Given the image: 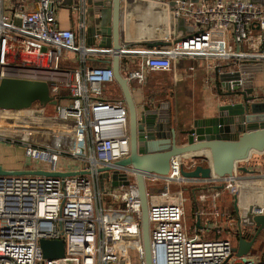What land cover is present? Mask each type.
<instances>
[{"label": "built area", "instance_id": "2783aa9c", "mask_svg": "<svg viewBox=\"0 0 264 264\" xmlns=\"http://www.w3.org/2000/svg\"><path fill=\"white\" fill-rule=\"evenodd\" d=\"M61 1L0 0V81H47L57 101L38 110L0 108V141L23 147L25 171L91 173L0 175V264H147L135 173H128V185L105 191L100 185L99 169L114 166L130 153L123 93L106 95L110 83L121 89L114 76V56H119L129 85L144 83L151 72H174L184 60L206 61L215 77L217 71H235L243 63L262 64L264 70V4L122 0L116 50L88 43L87 0H78L73 25L61 27ZM206 82H212L209 74ZM3 136L20 140L8 142ZM185 163L183 156L173 157L169 173L158 177L164 187L148 193L153 264H264V252L253 248L245 256L236 255L234 222L227 225L231 238L188 232L185 187L195 181L182 177ZM241 172L196 180L206 190L200 199L210 198L203 214L219 216L221 188L237 196L245 179L259 180L257 190L264 192V174L244 177ZM251 211L264 214V204H255ZM242 232L250 237L255 230L244 227ZM41 239H63L65 256L45 258Z\"/></svg>", "mask_w": 264, "mask_h": 264}, {"label": "water", "instance_id": "95a60500", "mask_svg": "<svg viewBox=\"0 0 264 264\" xmlns=\"http://www.w3.org/2000/svg\"><path fill=\"white\" fill-rule=\"evenodd\" d=\"M197 1V0H195ZM263 3L264 0H251ZM99 22L87 26L88 43L120 48V16L122 0H93ZM104 8L111 11L106 23L101 13ZM151 46L167 45L166 42L151 43ZM262 64L243 63L237 70L217 71L219 85L225 86L222 104L216 113L197 117L188 129L177 130L173 124L170 98L155 101L149 98L138 104L131 87L120 71L118 55L113 59L114 76L121 87L129 111L130 153L117 160L114 166L99 169L101 189L105 191V180L111 178L113 187L128 185L129 172L135 173L137 190L134 195L141 200L142 233L147 264H153L148 216V193L154 191L150 182L170 171L171 160L183 156L185 164L180 173L186 181L210 179L214 175H233L236 171H249L251 158L264 154V93L256 91L253 75L262 71ZM243 79L242 88L239 87ZM36 102L41 106L56 104L47 81L5 77L0 81V108L7 110L30 109ZM263 156V155H262ZM251 159V160H252ZM87 171L48 172L8 170L0 166V175L39 174L66 177L90 174ZM247 202L264 204V192L244 190ZM254 195L255 197H251ZM251 205V204H250ZM248 207V203L244 204ZM237 224L256 231L246 237L242 230L235 233L237 245L233 250L237 256H245L253 248L259 233L264 229V214L256 215L250 210ZM40 246L45 258H62L66 254L63 239H41Z\"/></svg>", "mask_w": 264, "mask_h": 264}, {"label": "crops", "instance_id": "0c3cea01", "mask_svg": "<svg viewBox=\"0 0 264 264\" xmlns=\"http://www.w3.org/2000/svg\"><path fill=\"white\" fill-rule=\"evenodd\" d=\"M63 0L61 1V3ZM68 4V0L67 3ZM78 4V0H75V4L73 6H66L64 10L58 12L59 20L61 27L63 28H70L73 25V20H76V11L75 7ZM263 4V3H260ZM61 6V5H60ZM88 6V0H87ZM60 8V7H59ZM149 23L154 25L153 21H149ZM151 30L153 28L149 26ZM100 40L97 41L99 44ZM155 43V42H150ZM157 43V42H156ZM194 66L195 70L193 72L189 71V67ZM155 74L156 72H151L147 75L146 81L143 83L148 87V92L144 94L142 90L139 89L137 92H133V96L135 101L138 104H141L143 101L149 99V97L158 98L156 96H165L170 98L171 100V109H172V120L173 124L175 125L176 129L184 130L188 129L192 126V122L195 118L201 116H208L216 113L217 107L219 104H222V92H225V86L219 85V81L217 80L216 72L208 71L206 67V61H202L200 59L196 60H184L177 64V68L174 72H169L171 75V81L173 84H164L163 88L156 89L154 86H158L162 84L160 82L155 81ZM208 74L211 76L212 82L207 83L206 77ZM173 76V77H172ZM253 81L256 91L264 93V70L257 71L253 75ZM157 82V83H156ZM179 82H189V87L184 88V93L182 98L180 97L177 90L172 89L173 85H177ZM188 85V84H187ZM166 91L163 95V91ZM182 91V90H181ZM161 93V94H160ZM157 94V95H156ZM155 101H157L155 99ZM21 146V145H20ZM19 151L20 155V163H13L11 161L12 152ZM263 155V156H262ZM261 155V158H254L249 160V164L247 165L249 171H242L244 177L255 175V173L264 174V154ZM24 149L18 148L17 145L3 143L0 141V166L8 170H23L24 167ZM263 168V169H261ZM196 182V181H195ZM195 182H189L187 185L188 187L191 185L199 186L201 189H198L195 192L194 197L192 200L195 202L194 208V225L193 228L188 226L187 220V228L188 232L193 234H199L204 237L215 238L217 236H224V237H233V233L230 231V228H227V225L231 222L236 223L234 220L237 219L236 211L233 209L231 200L234 201L233 196L230 192L226 189L221 188V197L219 200L220 212L219 216H208L203 214L210 206V198L206 200H201L200 195L205 192L202 185H199ZM164 182L162 179L157 178L150 182V186L156 189H162L164 187ZM207 189V188H206ZM189 191V189H188ZM187 191V192H188ZM209 193V191L207 190ZM108 203H112L109 201ZM248 205L252 204V202H247ZM202 213V214H201ZM192 219V218H190ZM222 228L223 233L218 234L217 229ZM253 228V227H252ZM264 252V249L256 250Z\"/></svg>", "mask_w": 264, "mask_h": 264}, {"label": "rangeland", "instance_id": "374dc122", "mask_svg": "<svg viewBox=\"0 0 264 264\" xmlns=\"http://www.w3.org/2000/svg\"><path fill=\"white\" fill-rule=\"evenodd\" d=\"M66 3H67V0H63V2L60 4L61 6L58 9V12L64 10L66 6H73L75 4V0H68V4H66ZM101 13L103 14L104 21L106 23L110 22L111 11L108 8H104V10ZM99 15H100V13H96V11L94 9L93 0H88L87 26L89 27L91 25L97 24L99 22V20H98ZM155 81L162 83V84H159L158 86H154L156 89L163 88V85L167 84V83L168 84L169 83L173 84V82L171 81V75H169V72H156ZM130 87H131V90L133 92H137V91H139V89L142 90V92H144V94H146L148 92V87L145 84L139 83L137 81H133L130 84ZM172 87H173L172 89L177 90V92L179 93L180 97L182 98L183 95L187 94V93H184V90H185L184 88L189 87V82L188 83L179 82L177 85H173ZM67 92L68 91H64L65 94H67ZM114 92H116V94L118 93L120 96L122 95V90L118 87V85L116 83L108 84V86L106 87V95L113 96V95H115ZM38 109H39V103L37 102V103L34 104L33 108H31V110H38ZM47 111H49L52 114L53 107H51V106L47 107ZM2 139L7 140L8 142H11L10 139L18 140L19 137L15 138V137H8V136L4 137L3 136ZM1 142H3V141H1ZM3 143H6V142H3ZM17 146H18V148L22 147L20 145H17ZM20 160H21V158H20V155H19V151L12 152L11 161L13 163H20ZM247 162H249V161H247ZM261 169H263V168H261ZM235 171L237 172L238 170H235ZM260 184H261L260 181L257 180V179L256 180L245 179V180H243L241 182V190H240L239 194L237 196H233L234 201L231 200L233 209L236 211L237 218H241V216H243V218H244L246 216V214L254 206L253 204H251V205H248V207H244V202L246 201V199L244 197L243 191L244 190H250V189L257 190L260 187ZM105 188L107 190L113 189V186L111 184V178H106V180H105ZM185 188H186V191H185V216H186V220H188V224H189L188 226L193 228V225H194V223H193L194 222V219H193L194 216L193 215L195 213L194 212V203H193V200H192L191 192H190V190L188 191V189H189L188 185ZM190 218H192V219H190ZM234 221L236 222L234 225H236L235 227L238 230H242L245 227L242 224L240 226V228H239V226L237 224V219H235ZM253 249L254 250L264 249V231L257 238V240H256V242H255V244L253 246Z\"/></svg>", "mask_w": 264, "mask_h": 264}, {"label": "trees", "instance_id": "16d2710c", "mask_svg": "<svg viewBox=\"0 0 264 264\" xmlns=\"http://www.w3.org/2000/svg\"><path fill=\"white\" fill-rule=\"evenodd\" d=\"M94 64H102V62L96 61V62H94ZM198 189H201V188L199 186H195V185L189 186V190L191 192L192 197H194V194H195V192H197ZM193 203H194V208H195V202L193 201Z\"/></svg>", "mask_w": 264, "mask_h": 264}, {"label": "flooded vegetation", "instance_id": "af4514ba", "mask_svg": "<svg viewBox=\"0 0 264 264\" xmlns=\"http://www.w3.org/2000/svg\"><path fill=\"white\" fill-rule=\"evenodd\" d=\"M164 93H166L165 90L163 91V95H164ZM160 94H161V93H160ZM156 95H157V94H156ZM156 97H158V98H155L157 101H158V100H165V99H167V97H165V96H160V97H159V96H156ZM149 98H154V97H151V96H150ZM251 197L254 198L255 196H254V195H251ZM263 231H264V229L259 233V235H261V234L263 233ZM255 233H256V231H255ZM258 237H259V236H258Z\"/></svg>", "mask_w": 264, "mask_h": 264}]
</instances>
